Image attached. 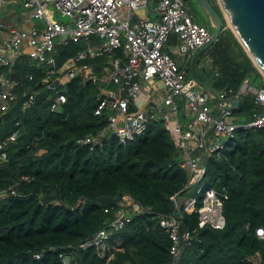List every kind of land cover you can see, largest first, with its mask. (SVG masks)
I'll return each mask as SVG.
<instances>
[{"label": "trees", "instance_id": "1", "mask_svg": "<svg viewBox=\"0 0 264 264\" xmlns=\"http://www.w3.org/2000/svg\"><path fill=\"white\" fill-rule=\"evenodd\" d=\"M192 13L214 30L196 6ZM169 43L171 51L178 44L177 33ZM84 47V40L60 46L59 61ZM207 50L216 66L208 80L214 91L231 87L238 92L244 81L264 87L263 73L225 19L219 39L200 54ZM118 54L124 56L123 50ZM195 62L194 77L201 83ZM14 68L15 77L31 72L40 78L25 56ZM96 70L102 73L100 67ZM100 85L76 77L65 86L68 99L60 108H50L48 90H43L25 111V87H20L11 109L0 110V141L19 130L16 140L5 146L8 159L0 164V189L16 185L18 191L0 198V264H167L172 241L159 219L178 211L172 198L176 194L184 223L197 228L180 264H264V237L257 231L264 227V127H239L225 156L209 159L204 186L228 190L226 225L200 229L198 213L185 212L182 204L198 185L186 186L189 172L179 164L176 137L164 120L151 119L146 133L132 140L109 131L94 144L79 142L109 124V110L95 114ZM255 107L254 94L245 92L235 113L248 122ZM125 193L139 200L144 212L134 214L100 247L79 248L114 217Z\"/></svg>", "mask_w": 264, "mask_h": 264}, {"label": "built area", "instance_id": "2", "mask_svg": "<svg viewBox=\"0 0 264 264\" xmlns=\"http://www.w3.org/2000/svg\"><path fill=\"white\" fill-rule=\"evenodd\" d=\"M6 2L0 0V8ZM17 2L25 9L24 19L33 23L24 28L8 26L0 20V29L8 30V36L0 40V110L11 109L20 87H25L23 111L39 101L43 90H48L50 108L56 110L67 102L64 88L76 77L83 76L85 82H100L95 114L109 110V124L98 134H87L79 142L94 144L109 131L123 141L132 140L146 133L151 119L164 120L176 137L177 151L181 154L179 164L189 172L186 186L198 185L195 194L184 198L183 210L198 213L200 229L224 228L229 192L226 188L218 191L213 186H204L208 161L225 156L239 127H264V87L257 88L244 81L238 92L231 87L214 91L194 76L186 78L191 59L212 39L213 32L194 19L184 0H159L157 19H133L137 9L148 7L146 0ZM58 13L68 20L58 19ZM172 33L178 34V44L169 51ZM81 40L85 41V47L60 62V46ZM119 49L124 56L118 54ZM175 53L183 56V62ZM23 56L30 66L38 69L39 79L31 72L14 76V64ZM99 57L106 60L96 62ZM98 67L102 69L101 74L96 70ZM146 92L150 94L140 104ZM245 92L254 94L256 107L249 121L242 123L232 107V97L241 99ZM16 124L20 125V120ZM18 133L16 130L0 141V164L9 157L5 146L16 140ZM17 192V186L11 185L0 189V198ZM177 196L172 198L178 211L162 214L159 219L172 241V259L167 264H180L197 231L184 223ZM145 209L139 200L125 193L114 217L78 247H100L115 230L123 229L134 214L141 215ZM257 231L264 237V227ZM35 257L40 258L41 254L36 253Z\"/></svg>", "mask_w": 264, "mask_h": 264}, {"label": "water", "instance_id": "3", "mask_svg": "<svg viewBox=\"0 0 264 264\" xmlns=\"http://www.w3.org/2000/svg\"><path fill=\"white\" fill-rule=\"evenodd\" d=\"M197 2L211 20L214 30L212 39L193 57L191 74L194 75L193 63L195 59L219 39L224 19H227V12L233 24L230 28L264 75V0H220V11L214 7L211 0H197ZM232 101V107L239 108L241 99L238 96H233Z\"/></svg>", "mask_w": 264, "mask_h": 264}, {"label": "crops", "instance_id": "4", "mask_svg": "<svg viewBox=\"0 0 264 264\" xmlns=\"http://www.w3.org/2000/svg\"><path fill=\"white\" fill-rule=\"evenodd\" d=\"M146 1H147L148 7H143V9H144L143 13H141L139 11H136L133 14V19H140V18H143V19H147V18L157 19L158 18V15H157V12H156V6H157L158 1H156V0H146ZM18 5H21V3L17 2V0H7L6 4L0 8V20L3 21L8 26L15 25V26H19V27L29 28L32 25L33 22L26 21L24 19V14L17 13V8L16 7ZM5 29H0V40L6 38L8 36V30L7 29L5 30ZM199 50H200V48L197 50V52ZM197 52H196V54H197ZM175 55H176V57L179 58V61L183 62L184 58H183L182 55H180L178 53H175ZM192 59H191V62H192ZM193 68H194V63H193ZM189 69L191 71V64L189 66ZM200 84H202L204 86H207L208 88L210 87L207 80L206 81H201ZM149 94L150 93L146 92L145 93V97H148Z\"/></svg>", "mask_w": 264, "mask_h": 264}, {"label": "rangeland", "instance_id": "5", "mask_svg": "<svg viewBox=\"0 0 264 264\" xmlns=\"http://www.w3.org/2000/svg\"><path fill=\"white\" fill-rule=\"evenodd\" d=\"M219 6L221 5L220 0H215ZM193 4L202 11V13L205 15V17H207V15L203 12V10L200 8V5L198 4L197 0H193ZM17 13L19 14H24L25 9L21 6L18 5L17 7ZM225 11V8H223ZM143 8H139L137 11L143 13ZM190 11L192 12V10L190 9ZM195 20L199 21L197 18H195V16L193 15V13L191 14ZM227 15V14H226ZM58 19L62 20V21H67L68 17L62 16L60 13L57 14ZM226 25L228 27H231L232 24L229 21L228 17L226 19ZM210 50H207L206 52L200 54L195 62V76L198 78L199 81H208L212 79V76L214 74V72L216 71V66L212 60V56L211 53L209 52ZM205 66L208 70L207 71H203L202 67ZM193 75L191 74L190 69L186 70V78H190ZM197 87L199 88V85H197ZM146 97H143L139 100L140 104H144L146 102ZM180 200H182V198H180Z\"/></svg>", "mask_w": 264, "mask_h": 264}, {"label": "flooded vegetation", "instance_id": "6", "mask_svg": "<svg viewBox=\"0 0 264 264\" xmlns=\"http://www.w3.org/2000/svg\"><path fill=\"white\" fill-rule=\"evenodd\" d=\"M188 9L195 10V5L193 4V0H184ZM190 11V10H189ZM191 13V12H190ZM196 17V16H195Z\"/></svg>", "mask_w": 264, "mask_h": 264}, {"label": "bare ground", "instance_id": "7", "mask_svg": "<svg viewBox=\"0 0 264 264\" xmlns=\"http://www.w3.org/2000/svg\"><path fill=\"white\" fill-rule=\"evenodd\" d=\"M224 8V7H223ZM225 12H226V10H225ZM226 14H227V12H226ZM227 17H228V19H229V21L231 22V24H232V21H231V18L229 17V15L227 14ZM233 25V24H232Z\"/></svg>", "mask_w": 264, "mask_h": 264}, {"label": "clouds", "instance_id": "8", "mask_svg": "<svg viewBox=\"0 0 264 264\" xmlns=\"http://www.w3.org/2000/svg\"><path fill=\"white\" fill-rule=\"evenodd\" d=\"M212 31V30H211ZM213 32V31H212ZM203 47V46H202ZM191 64V63H190ZM194 76V75H193ZM210 87H212L211 85H209ZM211 89H213V88H211ZM237 109V108H236Z\"/></svg>", "mask_w": 264, "mask_h": 264}]
</instances>
